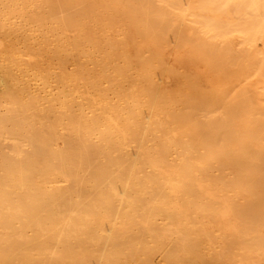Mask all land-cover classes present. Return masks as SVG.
Listing matches in <instances>:
<instances>
[{
	"label": "bare ground",
	"instance_id": "6f19581e",
	"mask_svg": "<svg viewBox=\"0 0 264 264\" xmlns=\"http://www.w3.org/2000/svg\"><path fill=\"white\" fill-rule=\"evenodd\" d=\"M0 264H264V0H0Z\"/></svg>",
	"mask_w": 264,
	"mask_h": 264
}]
</instances>
